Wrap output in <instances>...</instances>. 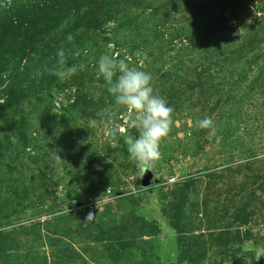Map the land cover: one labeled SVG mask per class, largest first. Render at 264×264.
Returning <instances> with one entry per match:
<instances>
[{
	"label": "rangeland",
	"instance_id": "rangeland-1",
	"mask_svg": "<svg viewBox=\"0 0 264 264\" xmlns=\"http://www.w3.org/2000/svg\"><path fill=\"white\" fill-rule=\"evenodd\" d=\"M112 8L98 28L0 43V264H248L264 246V0ZM60 48L86 69L45 71ZM106 53L151 73L174 109L143 176L105 133L138 135L98 76Z\"/></svg>",
	"mask_w": 264,
	"mask_h": 264
},
{
	"label": "clouds",
	"instance_id": "clouds-1",
	"mask_svg": "<svg viewBox=\"0 0 264 264\" xmlns=\"http://www.w3.org/2000/svg\"><path fill=\"white\" fill-rule=\"evenodd\" d=\"M67 39L71 42L74 37L69 34ZM56 56V67L46 68L45 71L62 81L86 69L83 63L66 66L67 58L63 48L57 50ZM98 76L103 77L116 105L128 112L130 117L128 126L136 129L138 135L126 133L119 125L106 127L105 133L113 139L118 132L123 134L129 160L140 168L143 176L161 159V145L172 130L174 109L168 105L164 97L154 93L151 73L130 67L125 59H120L116 55L106 53L100 56ZM198 124L202 129L214 131V120L211 116L205 115ZM55 159L57 162L64 161L57 153ZM94 216L93 213H89L85 221L91 220ZM261 258H264V246L254 250V256L248 264L258 262Z\"/></svg>",
	"mask_w": 264,
	"mask_h": 264
},
{
	"label": "trees",
	"instance_id": "trees-1",
	"mask_svg": "<svg viewBox=\"0 0 264 264\" xmlns=\"http://www.w3.org/2000/svg\"><path fill=\"white\" fill-rule=\"evenodd\" d=\"M117 2L118 0H0V43L8 39L16 42L23 37L32 43L41 41L39 38L46 30L61 23H65L72 31L98 28ZM8 103L9 99L0 103V111ZM181 239L183 240V235H179L178 231V242Z\"/></svg>",
	"mask_w": 264,
	"mask_h": 264
},
{
	"label": "built area",
	"instance_id": "built-area-1",
	"mask_svg": "<svg viewBox=\"0 0 264 264\" xmlns=\"http://www.w3.org/2000/svg\"><path fill=\"white\" fill-rule=\"evenodd\" d=\"M172 180V179H171Z\"/></svg>",
	"mask_w": 264,
	"mask_h": 264
}]
</instances>
